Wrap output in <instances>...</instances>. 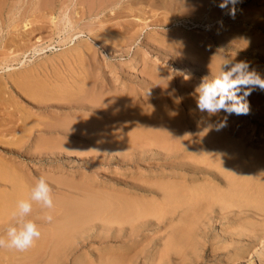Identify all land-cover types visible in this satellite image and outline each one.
Listing matches in <instances>:
<instances>
[{
    "label": "rangeland",
    "instance_id": "374dc122",
    "mask_svg": "<svg viewBox=\"0 0 264 264\" xmlns=\"http://www.w3.org/2000/svg\"><path fill=\"white\" fill-rule=\"evenodd\" d=\"M221 3L0 0V178L16 181L12 186L0 179V192L19 186L28 199L44 177L56 207L50 211L33 202L39 206L26 217L43 224V232L55 220L48 222L44 215L63 205L130 201L152 206L162 202L168 186L179 191L173 195L180 194L171 215L148 222L135 235L125 222L120 232L114 225L102 239L94 230L68 264H196L201 253L205 257L197 264H264V214L257 205L245 214L235 212L237 206L223 213L219 205L199 202L200 194L196 203L201 205L191 213L185 195L203 185V192L211 187L227 193L230 175L203 161L230 154L248 165L247 173L234 169L235 180L249 175L255 188L251 197L264 201V91L247 97L246 115L209 116L196 105L201 78L216 74L225 62L245 61L264 78V0H238L234 15L233 5L222 9ZM225 118L224 127L209 128ZM73 124L78 127L69 128ZM189 165L200 169L191 171ZM252 212L257 215L248 216ZM183 220L191 230L194 225L184 232L194 237L189 242H198L197 248L191 244L196 253L188 246L181 257L165 258L163 248ZM246 225L256 230L250 227V243H238ZM6 232L0 228V237L6 239ZM211 244L217 249L213 256ZM6 250L0 248L9 260ZM2 254L0 264L19 263V256L7 263ZM48 256L43 253L33 264L46 263Z\"/></svg>",
    "mask_w": 264,
    "mask_h": 264
},
{
    "label": "bare ground",
    "instance_id": "6f19581e",
    "mask_svg": "<svg viewBox=\"0 0 264 264\" xmlns=\"http://www.w3.org/2000/svg\"><path fill=\"white\" fill-rule=\"evenodd\" d=\"M262 91H264V90H262ZM83 125H85V124H83ZM77 127H78L77 124L69 125V128H71V129H76ZM82 128H84V127H82ZM83 130H85V129H83ZM97 137H98L97 139H99V136H97ZM102 138H101V140H102ZM262 153H260V154H262ZM226 154H227V150H226ZM250 154H251V152H250ZM219 156H220V154H219ZM261 157H264V155H262ZM260 160H262V158L259 159L258 162ZM255 161H256V159H255ZM203 163L205 165L207 163V165H210L213 167H218V169L221 172H226L227 175L228 174L230 175V178L228 179V180H230L229 184H227L228 182H226L227 189H229V190L227 193H220V192H213V191H212L213 192L212 193L211 187H210V191L206 190V188H208V187H206L204 189V190H206L205 192L206 193H207V191L210 192V193L206 194L205 192L202 191V189H203V187H205V185H203V187H201L200 190L198 188L199 186L198 187L194 186V187L190 188L189 190L187 189L189 191L188 193L185 191L188 194L187 195L183 191L184 189L181 187L183 189L182 192H184V194L186 196H188V198H189V202L187 201L189 203L188 206L189 207L191 206V208L193 209L191 212V208L189 210L188 207H186V209H184L185 213L189 212V211L191 213H194V209L196 208L195 206L197 204L196 203L197 198H199V195L202 194V196L198 200L199 202L202 200L203 201L206 200V203H204V204L207 205V200H208V202L211 205H215V204H216V206L219 205V207L222 209V210L219 209V211H221V212L223 210H227V209L233 210L232 207L237 206L239 208V211H235V212H237V213L239 212L238 214H240V213L242 214V212L248 213V211L250 210V207L255 204L254 206L257 209L259 207L262 210L261 211L260 209H258L259 210V212H258V210L256 209L257 212L261 213V216H263L262 215V213L264 214V212H263L264 211V201H262L263 198H262V200L259 199L256 201L255 198L253 199L251 197L252 195L250 193H251L252 189H255V188L253 185H251L252 180L250 181V177H247L249 175L246 176L243 174L244 176L241 177V181L235 180V177L233 176V174H234L233 171L236 168H241L243 173H247L246 172L247 170L245 168L248 167V165L247 166L245 165L246 167L242 166L241 164H239L236 161V159L234 160L232 157H230V154H229V156L223 155V156H220L217 158H211L206 162L203 161ZM204 164H203V166L202 165L201 166L204 167ZM231 164H232L233 168L229 167V165H231ZM190 165H192V164H190ZM190 165L188 167H191ZM195 166H197V165H195ZM210 166H207V167H210ZM191 168H190L191 171L196 170V169H200L198 167L197 168L191 167ZM201 169L205 170V168H201ZM212 171H214V170H212ZM212 171L211 172L209 171V172L214 174L215 171H214V173ZM199 173H200V171H199ZM216 174L217 173H215V175ZM220 174H222V173H220ZM209 175H211V174H209ZM212 177H213V175H212ZM225 178H227V177H225ZM0 179H4V180L11 182L12 186L14 184H16V181L11 176L4 175V177H2ZM216 180L219 181L221 179H219V177H217ZM228 180L226 179V181H228ZM262 181H263V179H262ZM258 183H260V182H258ZM258 183H257L256 189L259 190L258 193H261L262 191H260V190H263V186L260 189L258 187ZM208 185H209V183H208ZM262 185H264V182L262 183ZM17 186H18V184H17ZM162 187L164 189V186H162ZM174 187H173V190H172V187H171V189L169 188V186L166 187L168 189H166L162 194L163 195L162 202L161 203H153L152 206L145 205L142 202L141 203H132L130 201L127 202L125 200L126 202L120 201L119 203H113V204H109V203L108 204L107 203L92 204V203H88V204L63 205V206H60V208H61L60 210L57 207L58 210H55L57 212H54V210H53V212L48 214V215H51L53 218L55 216V220L53 219V222L51 221L52 225L51 224H50V226L48 225L49 227L47 226L48 227L47 231L45 230L44 232H43V230H41L44 227V226H42L43 224L40 225L39 229L41 228L40 229L41 230V237L38 241H36L34 243V245L31 248H29L27 251H24V252H19V251H16L14 249L6 248L7 249L6 251H8L7 252L8 258L10 256V259L6 260V258H5L6 252H5V254H2V252H0L2 254V256L5 255L4 258L2 257V259H5V261L7 262V261H10L11 258L16 257V255H17V256H19V258H18L19 261L17 259V261L19 262L18 264H31V263L33 264L36 260L38 261V259L42 257L43 253L44 254L48 253V255H49L48 259L46 260V263H44V264H68L70 262V257L72 256L73 253H75L74 251L79 250V246H83L84 244L87 243V240L91 237L92 232L94 230H97V231H95L96 235L99 237V239H102L103 237L101 235L106 236L107 234H109L110 231H112L114 225H117L116 227H114L115 230L120 232L122 229V225L125 222V223H129L131 225L129 228V229H131L130 230L131 235H135L139 231V229L142 226L146 225L148 222H152L154 220H157L156 222H159V220L163 219V216L166 217L167 215L169 216L170 213L172 214L175 211V210H173L171 212L173 207L175 205L179 204L177 197L180 195L179 194L176 197L175 195L172 194V192L175 191ZM181 188H180V190H181ZM213 189H214V187H213ZM176 191H178V190L176 189ZM176 191H175V194H176ZM253 191L255 192L257 190H253ZM182 192H181V194H182ZM178 193H179V191H178ZM263 194H264V192H262V195ZM182 196H184V195H182ZM25 197H26V193L23 191V189H20L19 186L18 187L14 186L12 188L11 192H0V219H2V218L4 219V220L2 219L3 220L2 222H0V228L1 229L5 228L7 230L8 227L14 223L15 219L13 217V210L16 209L17 202L19 200L26 199ZM184 197H183V199H184ZM186 200H188V199L186 198ZM260 200L263 202V204H261V205H259L260 202L258 203V201H260ZM182 201L183 200H181V202ZM203 201L201 202L202 204H203ZM110 202H112V201H110ZM201 203H198V204L201 205ZM32 206H33V209H35L39 205H35V204L33 205L32 204ZM180 206H182V205H180ZM226 206H228V207H226ZM54 207H56V206H54ZM203 207L205 208L208 206H203ZM211 207L212 206H210L209 208H211ZM186 210H188V211H186ZM44 211H46V210H44ZM50 211H52V210L50 209ZM10 212H11L12 216L10 215ZM185 213H183V214L185 215ZM201 213H203V212H201ZM223 213H224V211H223ZM252 213L248 214V216L249 215L254 216V214L257 215V213H253V214ZM41 214L43 215V212ZM165 214H166V216H165ZM188 214H190V213H188ZM8 215H10L11 217H9ZM187 215L184 216V218H185L184 220L189 221L188 219H186ZM41 217H43V216H41ZM43 219H44V217H43ZM182 219H183V217H182ZM184 220L182 222V225L178 226L176 229L173 230V232L171 233V235L173 234L172 238L165 244V246L163 248V252H162L165 258L166 257L168 259H169V257H171V258L178 257L179 258V257H181L179 254L185 253V251L182 252V250L184 248H186V250H187V248L189 246V250L193 251L194 248L192 247L191 244L193 243V246H195V244L198 243V242H196L194 244V242L188 241L193 236L190 238L191 235L188 234V236H187L188 238L186 237L185 232H188L189 230L186 231L184 229H188L190 227V225H189L190 223H188L186 221L184 222ZM195 221L196 220H194V222ZM41 222L43 223L42 219L39 223H41ZM190 222L192 223L193 220L192 221L190 220ZM262 222H264V219L262 220ZM36 223H37V221H36ZM121 223H122V225H121ZM262 224H264V223H262ZM98 225L100 227H98ZM244 227H245L244 229H243V227H241L240 231L238 232V235H241L240 239L237 241L238 243L245 242V241L246 242L249 241L248 243H250V240L252 238L251 235H253L252 231L254 230L253 232H255V230H256V228L253 229L251 226L248 227V225H246ZM250 227H251V229H253L252 231H251ZM45 228H43V229H45ZM189 229L191 230V227ZM193 229H194V225L192 224V230ZM191 231H189V233ZM192 241H195V240H192ZM243 245H244V247L247 246L246 243H244ZM202 246H203L202 250L204 253L206 251V248H208V247L205 248V244ZM213 247H214V245H212V244L209 247L211 250L210 251L211 256H213L217 253V251H216L217 249H215V247L214 248ZM248 247H249V245H248ZM192 248H193V250H191ZM198 248L200 249V247H198ZM194 251H196V249ZM194 251H193V253L195 254L196 252H194ZM230 251H232V250H230ZM198 255H197V257H198ZM192 256L194 258V255H192ZM199 257L200 258H196V264L198 263L197 259L202 261V257H205V256H203V254L201 253V255ZM189 260H191V259H189ZM1 261L4 262V260H1ZM1 261H0V263H2ZM116 261L114 260V263ZM186 261H188V260H186ZM182 262H183V259H182ZM13 263L15 264L16 262H13ZM4 264H6V263H4ZM8 264H10V263H8ZM11 264H12V262H11ZM185 264H188V263H185Z\"/></svg>",
    "mask_w": 264,
    "mask_h": 264
},
{
    "label": "clouds",
    "instance_id": "9594fccd",
    "mask_svg": "<svg viewBox=\"0 0 264 264\" xmlns=\"http://www.w3.org/2000/svg\"><path fill=\"white\" fill-rule=\"evenodd\" d=\"M238 0H222L220 8L233 5L231 14H235V4ZM264 90V78L245 61L237 63H223L216 74L201 78L195 89L197 109L209 116L225 112L228 115H246L250 111L247 97L252 91ZM226 125V118L215 126L217 129ZM52 188L44 177H40L35 186L31 189L28 199L17 202L16 211L13 217L15 225L8 227L6 239L0 237V248L14 249L19 252L27 251L41 237L38 225L26 219L32 212L33 202L39 203L42 208L52 209L54 207ZM44 219L51 222L53 217L45 215Z\"/></svg>",
    "mask_w": 264,
    "mask_h": 264
}]
</instances>
